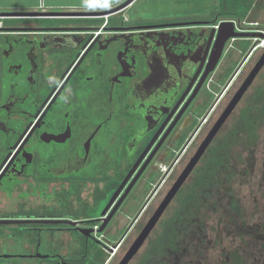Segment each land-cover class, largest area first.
<instances>
[{
    "label": "flooded vegetation",
    "instance_id": "1",
    "mask_svg": "<svg viewBox=\"0 0 264 264\" xmlns=\"http://www.w3.org/2000/svg\"><path fill=\"white\" fill-rule=\"evenodd\" d=\"M101 10L105 9L53 11ZM220 18L226 19L201 15L129 19L118 12L0 16V220H7L0 222V264H85L87 255L94 260L90 237L82 234L83 242L69 255L62 254V231L101 226L102 218L159 144L136 180L143 176L137 193L144 192L145 198L132 226L138 221L250 61L247 58L224 90L214 92L213 84L230 63L228 52L214 73L204 76L189 101L208 66L211 26ZM209 94L214 96L211 101ZM209 147L183 186L194 182ZM138 159V166L100 217ZM67 194L75 197L73 207H85L84 215L62 216L56 207ZM99 205V214H92ZM50 209L54 211H46ZM229 257L232 264H246L237 251Z\"/></svg>",
    "mask_w": 264,
    "mask_h": 264
},
{
    "label": "rangeland",
    "instance_id": "2",
    "mask_svg": "<svg viewBox=\"0 0 264 264\" xmlns=\"http://www.w3.org/2000/svg\"><path fill=\"white\" fill-rule=\"evenodd\" d=\"M249 11L257 13L264 11V0H247ZM250 1V2H249ZM242 2V0H239ZM220 0H137L135 4L127 9V18L135 19L138 17L150 18L152 16L162 17H191L192 15L207 16L213 19L218 15ZM241 5V4H240ZM242 4L241 9H245L247 5ZM239 7V6H238ZM227 10H233L227 7ZM261 27L264 26L263 20H258ZM241 27L250 28L248 24H241ZM235 43L239 42L244 47L253 44L252 38L243 41L238 38ZM243 48V47H242ZM231 50V49H230ZM229 50L225 49L222 58L227 55ZM262 49L255 51L249 58L250 61L241 69L240 77L233 87L226 92L216 107L210 123L203 129L200 136L195 140L194 144L188 149L186 157L173 168V171L165 178L155 194L150 200L148 207L140 214L138 221L130 227L125 235V240L120 245L113 256L106 250V247L114 244L126 231L134 218L137 210H139L145 200L144 192L137 193V188L144 180L142 177L135 183L131 191L128 193L122 204L114 213L109 221L107 228L104 229L101 236L96 233L93 238H89V246L95 255V259L90 261L88 255L85 256V264H100L105 258L103 264H116L120 257L124 254L128 246L137 236L140 228L151 215L161 198L166 194L173 183L176 176L185 166L190 156L194 153L200 140L205 136L208 128L218 117L222 109L233 93L237 90L243 79L246 77ZM244 53V52H243ZM239 56L230 67L226 69V74L219 79L220 84L216 81L213 84V90L219 91L223 88V81L227 78V74L232 70L235 64H239L244 58L246 52ZM236 65V66H237ZM234 67V69L236 68ZM264 85V67L253 80L244 96L237 104L236 108L227 119L223 128L218 132L217 139L223 137L231 130L233 124L244 109L251 101L256 91ZM216 96V95H215ZM214 98L213 94H209V101ZM204 162L200 161L198 170L194 174L195 180L202 171ZM103 166L99 167V171H103ZM229 170V178L221 176L222 184L218 187L210 189V198H204L206 206L199 208L192 217L186 233H182L179 238V250L171 253L168 264H232L230 261V253L239 252L246 264H264V120L258 129V138L250 146L234 145L231 148V158ZM227 170V169H226ZM224 170V171H226ZM227 170V171H229ZM143 179V180H142ZM193 179V178H192ZM192 182L189 183V185ZM136 198L129 206V201ZM65 198V199H63ZM63 202L56 208L62 212V216L77 217L84 215L85 207L77 208L71 205L74 196H62ZM74 202V201H73ZM235 203V204H234ZM176 199L167 207L164 214L150 233L148 239L144 242L136 255L129 264H138L143 254L150 248L151 242L155 236L162 230V220L173 212V208L177 207ZM238 207V208H233ZM101 205L92 214H99ZM53 212V210H46ZM101 212V211H100ZM66 231V232H65ZM62 231V254L68 255L76 244L83 242L81 233L73 230ZM97 240H100L98 242ZM108 243V244H107ZM102 245H106L103 247ZM108 245V246H107ZM103 248V249H102ZM79 249L77 248V251Z\"/></svg>",
    "mask_w": 264,
    "mask_h": 264
},
{
    "label": "water",
    "instance_id": "3",
    "mask_svg": "<svg viewBox=\"0 0 264 264\" xmlns=\"http://www.w3.org/2000/svg\"><path fill=\"white\" fill-rule=\"evenodd\" d=\"M133 1L134 0H121L115 6H113L111 8H108V9H105V10H101L99 12H63V11H53V10L52 11H50V10H48V11H46V10H43V11H16V12H0V16H2V15H30V16H46L47 17V16L65 15V14H68V13H74V14L75 13H81V14H94V13L106 14V13H112V12L115 13V12H117L119 10H122V9L126 8ZM213 36H214V38H213ZM254 37L263 38L264 34L261 33V32H240V31H236L234 22L232 20H223V21H221L220 24H219V28H218L216 33H215V30L212 29L211 35L209 36V40H208L209 42H211V40H212V46H211L210 52H209L208 66L205 69L203 75L201 76L199 82L197 83L196 88L194 89V92L192 93V96L190 97L191 99H189V101L194 98L195 92L197 91V89H198L200 83L202 82L204 76L207 75L210 72L214 73L218 62L222 58V54H223V51L225 50V46H226L228 40H230V38L248 39V38H254ZM248 54H249V51L246 53L245 57L241 60V62L237 65L236 69L234 70V72L232 73L230 78L227 80L226 84L223 85V90L234 79L235 75L238 73V71L240 70L242 65L247 60ZM263 67H264V47L262 48L261 54H259L257 60L255 61L254 65L252 66V68L250 69V71L248 72L246 77L243 79V81L241 82V84L239 85L237 90L230 97L229 101L227 102V104L225 105L223 110L221 111L220 115L215 120V122L213 123L212 127L209 129L208 133L203 138V140L200 143V145L197 147V149L194 152L193 156H191L189 161L186 163V165L184 166V168L181 171V173L178 175L176 180L172 183V185L170 186V188L168 189L166 194L163 196L162 200L160 201V203L158 204L156 209L150 215V217L148 218L146 223L142 226L141 230L139 231V233L137 234L135 239L132 241V243L130 244V246L128 247V249L126 250V252L121 257V259L118 261L117 264H129V262L132 260V258L136 255L138 250L144 244L146 239L149 237L151 231L154 229V227L156 226V224L158 223V221L160 220V218L164 214V212L167 209V207L170 205V203L173 200V198L176 196V194L178 193L180 188L183 186V183L187 179V177L190 174V172L193 170L195 165L198 163V161L200 160L201 156L204 154L206 149L209 147V145L211 144L212 140L217 135V133L219 132V130L221 129L223 124L226 122L228 117L232 114V112L236 108L237 104L240 102V100L244 96L245 92L250 87V85L252 84L253 80L255 79V77L258 75V73L260 72V70ZM183 96L184 95H181V97H179V99L177 100V102L175 104V107H177V105L183 99ZM217 99L218 98L216 97V99L213 102V104L211 105V107L215 104ZM186 106H187L186 104L183 105L181 110L183 108H185ZM181 110H180V112H181ZM149 145L145 148V150H144V152L142 154H145L147 152V150L149 149ZM158 146H159V144L157 146H155V148L150 152L149 157L143 162V164L140 166V168H139L138 172L136 173V175L127 184L126 188L124 189L123 193L119 196L118 200L116 201L113 209L108 214V216H106L105 218H102V219H104L105 222L103 224H101V226H99L97 229H94V228L93 229L92 228H90V229L77 228V230L82 235H84L87 238L88 237L93 238L91 236V234H90L91 232H102L104 230V227H105L107 221L113 216V214L116 212L118 206L126 198L128 193L132 189L133 185L135 184L137 178L139 177V174L149 164L150 158L155 154V152L157 151ZM140 161H141V159H138L136 161V163L132 166V168L130 169L128 175L123 179V181L120 183L118 188L115 190V192L111 196L108 204L100 212V217H103L105 215V212H106L107 208L109 207L111 202L115 199V197L120 192V190L123 188V186L125 185L127 180L130 178L131 174L136 169V167L138 166ZM147 200H148V198L146 199V201ZM145 204L146 203H144V205ZM144 205H143V207H144ZM135 219H136V217L133 218L131 224L126 229V231L122 234V236L114 244L108 246L109 252H112L122 242L123 238L125 237V235L129 231V229L132 226L133 221ZM4 221H7V220H0V222H4ZM62 223L75 225V222H73L71 220H67V219H62ZM97 241L100 242V240H97Z\"/></svg>",
    "mask_w": 264,
    "mask_h": 264
},
{
    "label": "trees",
    "instance_id": "4",
    "mask_svg": "<svg viewBox=\"0 0 264 264\" xmlns=\"http://www.w3.org/2000/svg\"><path fill=\"white\" fill-rule=\"evenodd\" d=\"M242 4L247 5L245 9H241ZM226 6L233 10H227ZM249 6L247 0H242V2L220 0L217 16L242 20L247 15ZM246 48L243 46L242 51H245ZM263 120L264 85L256 91L252 101L241 110L231 130L223 137L216 138L211 144L202 159L204 166L198 174V178L192 184L188 183L183 186L177 193L175 199L178 206L174 207L173 212L162 220V230L155 236L150 248L143 254L138 264H168L171 253L179 250V238L182 233H186L192 222V217L199 208L206 206L204 198H210V189L222 184V179H220L222 175L229 178V173H234L232 169H228L231 148L234 145L247 147L252 145L258 138V129ZM206 157H208L207 160H205ZM104 260L105 258L101 260L100 264ZM237 264L239 263L237 262Z\"/></svg>",
    "mask_w": 264,
    "mask_h": 264
},
{
    "label": "crops",
    "instance_id": "5",
    "mask_svg": "<svg viewBox=\"0 0 264 264\" xmlns=\"http://www.w3.org/2000/svg\"><path fill=\"white\" fill-rule=\"evenodd\" d=\"M120 1L121 0H0V12L43 11V10H46V11L48 10H88L90 11V10L108 9V8L115 6ZM134 4L135 2L132 5H129L126 8L119 10L117 12L125 18L127 17V14H126L127 9L133 6ZM220 19H225V18H220ZM243 19H246L248 21H257V22H259L258 21L259 19L264 21V11H259L257 13L248 11L247 15ZM242 40L244 41L247 39H242ZM242 47L243 45L237 42V43H234V46L232 48H230L231 50L229 49L231 60H230V63H228L227 68L230 67V65L233 62L238 60L237 58L239 56H242L243 52L247 53L248 50L242 51ZM225 74L226 72H223L221 77H223V75ZM219 79L216 81L220 84ZM221 84H224V83H221Z\"/></svg>",
    "mask_w": 264,
    "mask_h": 264
},
{
    "label": "built area",
    "instance_id": "6",
    "mask_svg": "<svg viewBox=\"0 0 264 264\" xmlns=\"http://www.w3.org/2000/svg\"><path fill=\"white\" fill-rule=\"evenodd\" d=\"M223 20H232L234 22V25H235V30L236 31H240V32H261L264 34V26L261 27L260 23L257 22V21H248L246 19H242V20H235V19H229V18H226V19H218L214 24H212V28L215 30V33L217 32L218 28H219V24L221 21ZM244 23V24H248L250 26H253V27H250V28H245V27H241V24ZM237 40L236 38H230V40H228L226 46H225V49H229L230 47H232V43ZM264 40V37L263 38H259V37H254L252 38V42L253 44L251 45L250 49H249V54L247 56V58H249L255 51H257L258 49H262L264 47V45L261 44V41ZM166 167L165 166H162V169H165ZM104 250H106L108 253H110V255L112 253H114L113 250L112 252H109V250L107 248H105Z\"/></svg>",
    "mask_w": 264,
    "mask_h": 264
},
{
    "label": "bare ground",
    "instance_id": "7",
    "mask_svg": "<svg viewBox=\"0 0 264 264\" xmlns=\"http://www.w3.org/2000/svg\"><path fill=\"white\" fill-rule=\"evenodd\" d=\"M261 44H262V45H264V40H263V41H261Z\"/></svg>",
    "mask_w": 264,
    "mask_h": 264
}]
</instances>
